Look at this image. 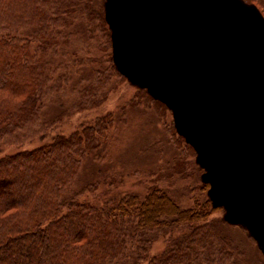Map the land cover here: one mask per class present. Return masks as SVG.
<instances>
[{"label": "trees", "instance_id": "1", "mask_svg": "<svg viewBox=\"0 0 264 264\" xmlns=\"http://www.w3.org/2000/svg\"><path fill=\"white\" fill-rule=\"evenodd\" d=\"M244 1L264 16V0ZM95 4V0H0V264H232L225 246L202 225L206 205L182 208L157 188L143 197L126 195L101 206L76 200L86 188L81 186L78 193L70 188L85 160L104 147L108 118H96L93 125L67 136L55 133L45 143L47 131H53L39 119L45 96L68 81L65 74L54 82L49 58L58 54L59 46L73 49L67 28L75 21L84 31L105 27L104 10ZM104 29L111 46V33ZM72 57V64L86 65L78 55ZM98 71L78 90L84 94L76 102L78 109L100 105L102 98L93 96L111 74L126 79L114 65L112 51L104 72ZM41 127L39 138L24 140ZM35 138L42 142L23 147ZM8 140L16 146L10 153L3 152ZM181 224L189 229L174 247L150 256L158 239L155 232L165 228L168 234Z\"/></svg>", "mask_w": 264, "mask_h": 264}, {"label": "water", "instance_id": "2", "mask_svg": "<svg viewBox=\"0 0 264 264\" xmlns=\"http://www.w3.org/2000/svg\"><path fill=\"white\" fill-rule=\"evenodd\" d=\"M113 63L171 112L215 208L264 253V17L244 0H105Z\"/></svg>", "mask_w": 264, "mask_h": 264}, {"label": "rangeland", "instance_id": "3", "mask_svg": "<svg viewBox=\"0 0 264 264\" xmlns=\"http://www.w3.org/2000/svg\"><path fill=\"white\" fill-rule=\"evenodd\" d=\"M95 3L96 7L101 4L104 10L105 0H95ZM81 25L75 21L73 27L67 28L73 49L67 50L68 45L59 46L58 54L49 58L54 82L65 74L68 81L61 90L53 89L46 94L39 117L44 125L47 123L46 127H53V131H47L45 143L50 142L55 133L67 136L81 127L93 125L96 118L106 117L111 121L104 147L85 160L70 188L77 193L81 186L86 188L75 196L76 200L101 206L126 195L143 197L154 188L164 190L182 208L206 205L207 216L202 225L209 226L217 242L225 246L223 249L229 253L232 264H264V253L249 232L242 226L227 223L224 209L213 207L201 180L203 170L196 161V154L177 137L169 110L151 101L140 87L113 74L93 96L102 98L100 105L78 109L76 102L84 95L78 90L92 80L95 71L104 72L111 58V46L104 29L109 30L106 19L105 27L102 24L94 30L84 31ZM73 55H78V60H86V65L78 61L72 64ZM33 134L24 140L39 138L42 127ZM40 142L35 138L31 145L25 142L23 147L31 148ZM7 143L3 152L16 150L11 140ZM172 228L174 230L168 234L163 232L165 228L155 232L158 239L152 244L150 256L174 247L173 243L189 229L183 224Z\"/></svg>", "mask_w": 264, "mask_h": 264}]
</instances>
